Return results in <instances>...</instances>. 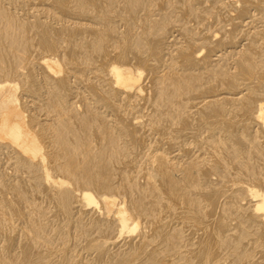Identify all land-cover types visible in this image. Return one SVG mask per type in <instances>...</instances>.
<instances>
[{
    "label": "bare ground",
    "instance_id": "obj_1",
    "mask_svg": "<svg viewBox=\"0 0 264 264\" xmlns=\"http://www.w3.org/2000/svg\"><path fill=\"white\" fill-rule=\"evenodd\" d=\"M0 264H264V0H0Z\"/></svg>",
    "mask_w": 264,
    "mask_h": 264
},
{
    "label": "rangeland",
    "instance_id": "obj_2",
    "mask_svg": "<svg viewBox=\"0 0 264 264\" xmlns=\"http://www.w3.org/2000/svg\"><path fill=\"white\" fill-rule=\"evenodd\" d=\"M175 33H176V34H175ZM171 34H172V35H177V32H176V31L174 32V30H173V31L171 32ZM170 40H171V39H170ZM240 43H242V44H243V43H244V41H241ZM165 52H166V51H165Z\"/></svg>",
    "mask_w": 264,
    "mask_h": 264
}]
</instances>
